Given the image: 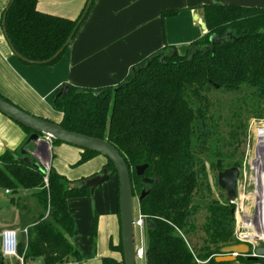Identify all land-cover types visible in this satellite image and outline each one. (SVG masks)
Returning <instances> with one entry per match:
<instances>
[{"label":"trees","instance_id":"1","mask_svg":"<svg viewBox=\"0 0 264 264\" xmlns=\"http://www.w3.org/2000/svg\"><path fill=\"white\" fill-rule=\"evenodd\" d=\"M88 1L80 15L71 19L40 11L38 0L12 4L10 0L2 19L10 5L6 27L14 47L30 60L44 61L65 44ZM200 8L207 31L189 44L185 54L167 44L133 66L116 86L94 89L67 84L66 92L60 93L61 87L53 97L54 109L63 113L59 123L64 128L107 139L120 151L131 170L135 196L149 187V194L136 206L150 220L145 264H198L195 256L219 264L215 256L221 248L238 243L233 204L216 197L209 168L225 169L226 160L245 142L251 119L264 117V7L204 4ZM177 13V9L165 10L162 17ZM214 34L224 40L212 46ZM68 47L47 64L59 61ZM222 92L225 99L218 97ZM21 126L27 132L20 148L24 149L33 130ZM20 149L0 155V186L15 194L34 190L15 199L27 228L18 253L24 260L42 258L44 264H63L70 258L80 262L81 254L72 241L76 222L68 201L91 197L92 192L90 187L70 184L99 172L72 181L51 165L46 186L44 170L17 159L22 156ZM81 149L77 164L101 154ZM140 164H148L143 176L160 180L142 182L143 176L136 172ZM104 167L111 171L109 179L115 176L118 181L120 219L117 170L110 159ZM98 221L95 214L94 234ZM109 243L123 254L121 239L118 244L112 239ZM0 264H5L1 253ZM103 264L125 262L104 257Z\"/></svg>","mask_w":264,"mask_h":264},{"label":"crops","instance_id":"2","mask_svg":"<svg viewBox=\"0 0 264 264\" xmlns=\"http://www.w3.org/2000/svg\"><path fill=\"white\" fill-rule=\"evenodd\" d=\"M9 1L0 0V93L24 110L55 122L61 121L63 113L60 111V117H56L51 104L54 94L64 84L94 89L116 86L126 79L133 66L167 44L175 46L180 54H185L189 44L201 38L207 31L201 25L204 22L200 8L202 5L264 7V0H95L89 15L61 59L54 64L36 65L19 59L4 35L2 12ZM86 2L87 0H38L37 7L49 14L75 19ZM174 9L178 10L176 15L162 17L165 10ZM2 114L0 117H3ZM7 119L18 135L15 133V138L11 141L0 137L1 154L8 149H20L27 138V132L21 126L16 125L10 118ZM36 145L37 143L30 142L26 149L33 152ZM38 145L40 149L37 152L44 150L43 155L47 159L51 158V151L54 152L56 157L52 156L51 165L72 181L98 173L108 163V158L99 154L83 163L80 168L72 171L68 166L65 171L63 165L71 159L77 162L83 149L68 143H59L57 146L52 142L49 148V144L45 146L39 141ZM35 158L37 157H34V161ZM32 192L26 190L11 195L13 192L6 190L10 199L2 202L5 209H2L1 216L4 213L12 214V211L14 215L20 216V208L15 199L18 196L27 197ZM116 204L117 198L114 194L108 206L100 209L97 234L90 232L82 242L75 243L81 233L77 222L79 215L69 203V210L76 222L72 241L81 254L78 264H103L104 257L118 261L123 259V254L112 250L109 243L112 239L114 244H118L121 239ZM14 218L6 219L2 216L0 219V253L1 233L5 229L17 230L19 241L22 240L20 236L25 237L24 218L20 216V224L13 223ZM7 258L10 261L7 262ZM3 259L5 264L19 262L15 257L3 256ZM24 264L44 262L42 258H36L24 260Z\"/></svg>","mask_w":264,"mask_h":264},{"label":"water","instance_id":"3","mask_svg":"<svg viewBox=\"0 0 264 264\" xmlns=\"http://www.w3.org/2000/svg\"><path fill=\"white\" fill-rule=\"evenodd\" d=\"M14 0H11V4ZM94 0H89L84 11L82 18L79 21V24L82 22L87 12L90 9L91 4ZM10 5L7 7L6 12L3 14L2 27L4 35L11 47L13 53L22 61L28 62L29 64H47L55 60L61 53L64 52L65 48L68 47L71 41L74 38L75 32L79 24L75 27L74 31L67 39L65 44L58 50L51 58L44 61L30 60L23 55H21L17 49L14 47L7 31L6 27V16L7 11ZM203 10L201 9V12ZM199 15L197 16L198 19ZM204 29L207 28L205 22L201 23ZM223 38H219L217 35L211 37L212 46L217 43H220ZM68 85L64 84L62 86V92H66ZM0 112L9 117L10 119L18 122L19 124L30 128L33 130V133L29 136V141L37 143L33 152H30L28 149L24 148L21 151L22 156H17V159L25 162L28 165H31L35 169L44 170L41 162L34 161L35 153L40 149L38 142L41 141L45 146H48L47 141L42 140V136H51L53 140L62 141L79 148L89 149L97 151L102 155L110 159L118 174L119 179V210H120V225H121V240L123 245V260L125 264H138L137 257V245H136V228H135V193L134 187L131 178V170L127 165L124 157L121 155L120 151L107 139H102L79 132L71 131L64 128L59 122L48 120L46 118L34 115L15 104L9 102L4 97L0 95ZM263 131V130H261ZM148 164H140L136 166V172L139 176H143ZM241 174V168L239 166H230L218 172L217 184L226 192V200L229 203L234 204L238 197V183ZM111 176V171L104 167L102 172L96 174L92 177L86 178L79 182H75L70 187L79 188V187H90L91 192H94L99 186H101L105 181L109 180ZM155 180H160V177L155 176L154 178L142 177V182L147 184H152ZM149 187L146 186L143 188L138 202H141L148 194ZM232 213L235 214V207L232 208ZM150 220H147L149 224ZM251 250V246L246 242H238L236 244L227 245L221 248L220 253L216 256V261L218 263H227L236 261L237 254H247ZM257 253L264 255V247L257 248ZM251 260H255L256 257H250Z\"/></svg>","mask_w":264,"mask_h":264},{"label":"rangeland","instance_id":"4","mask_svg":"<svg viewBox=\"0 0 264 264\" xmlns=\"http://www.w3.org/2000/svg\"><path fill=\"white\" fill-rule=\"evenodd\" d=\"M6 97V96H5ZM218 97L224 98L226 97L225 92L218 93ZM53 106V104H51ZM60 111L54 109V114L56 117H60ZM0 114H2L0 112ZM3 115V114H2ZM1 116V115H0ZM9 117H0V137L7 138L8 141H11L15 138V133L17 132L11 127V125L8 124L7 119ZM12 120V119H10ZM14 121V120H13ZM14 123L18 126H21L19 123L14 121ZM22 127V126H21ZM23 128V127H22ZM256 129V130H255ZM23 130H25L23 128ZM263 130L264 131V117L262 118H254L251 119L249 123V130L247 138L245 139V142H243L242 147L236 152L233 158L227 159L224 166L230 167V166H236V164L241 168V174L239 178L238 183V198L237 202L233 204V207L236 208V214H235V238H236V230L239 229V234L243 235H254V233H257V227H258V221L255 220L254 217H258L260 213V207L258 204L257 199V188H258V171L256 167L252 166V162H255V150L260 151L262 148L258 146L259 143V132ZM18 135V134H17ZM59 143H55V145L58 146ZM77 147V146H75ZM79 148V147H78ZM227 149V148H226ZM23 149H20V152ZM1 154V153H0ZM54 152L51 151V158L47 159L45 158V161H49V164H51ZM53 156V157H52ZM59 159V158H57ZM208 159V158H207ZM210 159V158H209ZM39 160L38 158H35V161ZM253 160V161H252ZM78 162V161H77ZM77 162H73L72 159L66 162V165H63L65 168V171L68 166L74 171L75 168H80L82 164H77ZM75 163V164H74ZM72 164V166H71ZM60 169H61V164ZM209 166V163H208ZM103 168L99 170V173H101ZM65 171H63L65 173ZM62 172V173H63ZM217 177H218V171H212L209 168V180L211 182V185L213 187L214 193L216 194V197L220 200H223V198L227 197L226 192L217 184ZM70 180V179H69ZM75 182H72L70 185H72ZM118 181L115 176H113L111 179L105 181L101 186H99L97 189L92 192L91 197L88 196H82L78 198H71L68 201V204L70 203L75 210H77L79 218L77 222H79L80 226V235L78 237V241L75 243L82 242L89 234L90 232L93 233V218L95 214H98V218L101 217L100 209L102 206L107 207L109 204V200L111 199L114 194L117 198V204L118 207ZM142 189L136 191L135 196V203L137 206V199L140 195ZM14 192V191H13ZM32 192V190H31ZM11 195H15V193H12ZM138 195V196H137ZM256 196V197H254ZM10 195L6 193V190L0 186V219L2 218H11L15 217V221L13 223L20 224V216L14 215V211L11 213H4V215L1 216L2 209H5V207L2 206V202H7L10 198ZM202 214L200 213V217L202 218ZM260 217V216H259ZM252 220H251V219ZM258 220V219H257ZM252 222V224H251ZM2 224V222H0ZM5 223L3 222V226ZM255 224V226H254ZM257 224V225H256ZM261 226V225H260ZM26 236V233H23ZM20 238H24V236H20ZM138 238V233H137ZM74 240V239H73ZM264 245V244H263ZM2 256V255H1ZM3 258V256H2ZM73 260L74 258H70ZM7 262L10 261L9 258L6 259Z\"/></svg>","mask_w":264,"mask_h":264},{"label":"built area","instance_id":"5","mask_svg":"<svg viewBox=\"0 0 264 264\" xmlns=\"http://www.w3.org/2000/svg\"><path fill=\"white\" fill-rule=\"evenodd\" d=\"M42 140L47 141L50 145L53 142V139L51 136H42ZM45 151H41V153L36 152L35 157H37L39 160H41V164L43 166V169L45 171L44 176V182L45 185H49V172L51 169V164H49V161H45L44 154ZM10 190L7 189V192ZM238 198V197H237ZM237 202V200H236ZM235 202V203H236ZM234 203V204H235ZM235 214H236V208H235ZM147 216L141 212L140 209H136L135 211V228H136V245H137V251H138V257L137 262L138 264H145L146 263V251H147ZM239 229L236 230V239L238 242H246L251 246V250L247 254H237L236 261L233 262H227V263H219V264H264V255L257 253V248L264 247V231L262 230L261 226L258 225L257 227V233L254 235H240ZM24 232L27 234V228L24 229ZM181 235L182 232L179 231ZM138 233V238H137ZM184 236V235H183ZM18 232L15 229H5L1 233V253L4 257H15L21 264H24V256L20 255L18 253ZM218 255V254H217ZM216 255V256H217ZM215 256V257H216ZM256 257L255 260H251L250 257ZM195 260L198 264H208L210 261V258L207 260H201L198 257L195 256ZM63 264H78L75 260H67Z\"/></svg>","mask_w":264,"mask_h":264},{"label":"bare ground","instance_id":"6","mask_svg":"<svg viewBox=\"0 0 264 264\" xmlns=\"http://www.w3.org/2000/svg\"><path fill=\"white\" fill-rule=\"evenodd\" d=\"M256 130V129H255ZM258 146L262 148L259 152L255 150V162H252V166L256 167L258 171V188H257V199L260 207V217H254L258 224L261 225L262 230L264 231V131L259 132V143ZM256 197V196H254ZM251 219V218H250ZM258 219V220H257ZM252 220V219H251ZM252 224V222H251ZM257 225V224H256ZM255 226V224H254Z\"/></svg>","mask_w":264,"mask_h":264},{"label":"flooded vegetation","instance_id":"7","mask_svg":"<svg viewBox=\"0 0 264 264\" xmlns=\"http://www.w3.org/2000/svg\"><path fill=\"white\" fill-rule=\"evenodd\" d=\"M145 187H146V186H144L143 188H145ZM142 190H143V189H142ZM141 192H142V191H141ZM137 196H138V195H137ZM139 196H140V195H139ZM139 196H138V198H139ZM137 202H138V199H137ZM138 203H139V202H138ZM138 203H137V204H138ZM137 210H138V209H137ZM147 220H148V219H147ZM146 225H148V224H147V221H146Z\"/></svg>","mask_w":264,"mask_h":264}]
</instances>
